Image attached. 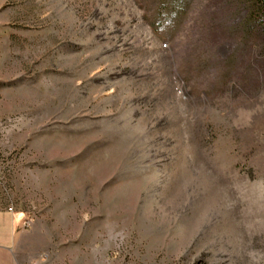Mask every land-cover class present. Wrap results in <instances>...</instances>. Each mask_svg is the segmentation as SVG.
I'll use <instances>...</instances> for the list:
<instances>
[{
  "label": "rangeland",
  "instance_id": "1",
  "mask_svg": "<svg viewBox=\"0 0 264 264\" xmlns=\"http://www.w3.org/2000/svg\"><path fill=\"white\" fill-rule=\"evenodd\" d=\"M246 18L236 0H0V209L55 264H264Z\"/></svg>",
  "mask_w": 264,
  "mask_h": 264
},
{
  "label": "crops",
  "instance_id": "2",
  "mask_svg": "<svg viewBox=\"0 0 264 264\" xmlns=\"http://www.w3.org/2000/svg\"><path fill=\"white\" fill-rule=\"evenodd\" d=\"M22 212L0 209V264H55L47 254L49 240Z\"/></svg>",
  "mask_w": 264,
  "mask_h": 264
},
{
  "label": "trees",
  "instance_id": "3",
  "mask_svg": "<svg viewBox=\"0 0 264 264\" xmlns=\"http://www.w3.org/2000/svg\"><path fill=\"white\" fill-rule=\"evenodd\" d=\"M240 10L247 15L245 27L249 33H254L264 39V0H236ZM179 6L173 8L176 11ZM263 55V54H262ZM264 63V56L261 57Z\"/></svg>",
  "mask_w": 264,
  "mask_h": 264
},
{
  "label": "built area",
  "instance_id": "4",
  "mask_svg": "<svg viewBox=\"0 0 264 264\" xmlns=\"http://www.w3.org/2000/svg\"><path fill=\"white\" fill-rule=\"evenodd\" d=\"M29 225H30V222H26V223H25V226H29Z\"/></svg>",
  "mask_w": 264,
  "mask_h": 264
}]
</instances>
